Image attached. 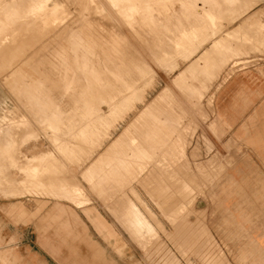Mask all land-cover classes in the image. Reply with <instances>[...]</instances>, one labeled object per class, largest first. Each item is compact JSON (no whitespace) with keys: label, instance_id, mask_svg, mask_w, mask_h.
<instances>
[{"label":"rangeland","instance_id":"374dc122","mask_svg":"<svg viewBox=\"0 0 264 264\" xmlns=\"http://www.w3.org/2000/svg\"><path fill=\"white\" fill-rule=\"evenodd\" d=\"M114 2L0 0V264H264V0Z\"/></svg>","mask_w":264,"mask_h":264},{"label":"crops","instance_id":"0c3cea01","mask_svg":"<svg viewBox=\"0 0 264 264\" xmlns=\"http://www.w3.org/2000/svg\"><path fill=\"white\" fill-rule=\"evenodd\" d=\"M230 78V76H228ZM228 81V80H227ZM226 81V82H227ZM219 101V105H218V109H217V118L219 121V124L221 125V128L223 131H232L242 120V118H244L246 116L245 114V102H241L240 99V95L239 92L237 91V86L235 88V83H232L230 85H228L223 92L221 93V95L218 98ZM217 101V102H218ZM5 109H0V111H4ZM23 120L20 121H15L13 123L15 124H20ZM239 126V125H238ZM250 144L255 147L256 149L258 148L259 145H261V139L259 138L258 134H255L254 136H252V139L250 141ZM185 149H183L182 152V157H185L184 154ZM13 153V152H12ZM9 155V154H8ZM12 155V154H11ZM30 157L25 159V163L22 165H19L14 153L12 156V161L9 159L8 156L3 157V159H5L6 161H9L10 164H12L13 167L18 168L19 166H26L27 165V160ZM25 180V178H24ZM6 181V188H12V191L9 192V194H11L12 196L15 195V193H20V191H13L16 188H20L19 187V182L17 183H13L10 185V181L5 180ZM30 181V180H29ZM181 191H185L187 190V187L184 190V184L182 183L181 185ZM192 190V188L190 189ZM20 197H24V196H20ZM54 199V198H53ZM57 200L58 202H65L66 204L69 205V207L71 209H78V210H83L87 216V218L92 222V224L95 226L96 230L103 234V236L108 240L110 238H113L114 233L110 230V228L106 225L108 224L103 218L102 216L93 208L90 207V203L86 206H82V207H77L74 204L65 201V200H59V199H54ZM61 205V204H60ZM17 212V217L19 219H21L22 221H27V213H26V209L24 208V206H18V208L16 209ZM120 218L122 219L123 217L120 215ZM124 220V219H123ZM69 224V223H66ZM66 228H68V225L66 226ZM257 237L261 238L262 236H258ZM264 237V236H263ZM255 244H261L262 241L261 239L259 241H255ZM118 251V250H117Z\"/></svg>","mask_w":264,"mask_h":264},{"label":"bare ground","instance_id":"6f19581e","mask_svg":"<svg viewBox=\"0 0 264 264\" xmlns=\"http://www.w3.org/2000/svg\"><path fill=\"white\" fill-rule=\"evenodd\" d=\"M111 4L115 3L114 0H110ZM117 2V1H116ZM122 4V2H121ZM127 4V3H126ZM133 4V3H132ZM142 6V5H141ZM125 11V10H124ZM209 11V10H208ZM197 13H200V12H197ZM199 15V14H198ZM82 55V54H81ZM87 59V58H86ZM115 103H118V101H114ZM115 103H112L108 105V112L111 111L113 105H115ZM152 103L147 105L143 112H148L150 110V107H151ZM106 113V112H105ZM136 119H134L133 121H131V123L122 131V134L120 137H118L113 144H118L121 142V140L123 139V137L134 127V123H135ZM114 148V147H113ZM112 148V149H113ZM105 153V152H104ZM106 155V154H105ZM124 156V155H123ZM48 187H46V185H44L42 182H36V183H32V188L30 190H28V192L30 193V195H34L35 197L36 196H40L43 195H47L46 193L51 190V189H47ZM58 190H61L62 192H66L67 189L65 186H59ZM16 195H19V193H16ZM23 195V194H22ZM46 197V196H45ZM44 198V197H43Z\"/></svg>","mask_w":264,"mask_h":264}]
</instances>
